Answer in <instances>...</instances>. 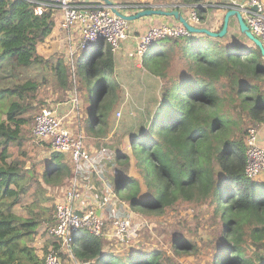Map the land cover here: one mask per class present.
Listing matches in <instances>:
<instances>
[{
	"label": "trees",
	"instance_id": "trees-1",
	"mask_svg": "<svg viewBox=\"0 0 264 264\" xmlns=\"http://www.w3.org/2000/svg\"><path fill=\"white\" fill-rule=\"evenodd\" d=\"M112 1L129 10L147 7L132 0ZM35 8L27 0H0V57H13L23 66L48 65L38 54V45L53 31V10L35 13ZM194 10L201 22L202 9ZM247 41L201 33L168 36L147 48L141 66L160 83L158 103L148 123L131 132L129 143L149 198H141V186L131 176L117 177L113 186L115 194L141 216L160 217L169 208L188 204L209 210L205 213L220 226L210 264H264V181L244 175L247 128L264 125V56ZM98 46L86 59L79 54L74 61L77 90H83L86 98L92 95L86 107V132L96 135L104 132L118 99V86L112 81L115 55L106 43ZM50 70L59 88H71L66 55L51 63ZM46 82L43 78L0 87V101L8 99L5 118L0 120V264H43L28 245L41 216L22 217L13 211L26 193V174L37 178L33 169L8 159L10 146L22 145V129L31 119L40 85ZM66 155H52L41 173L45 182L60 184V176L71 179L73 163L65 161ZM116 159L123 165L130 160L123 151ZM171 245L177 254L196 251L194 241L173 235ZM52 246L57 247L54 242ZM72 252L84 264L92 260L170 264L159 248L107 251L100 238L84 230L72 241Z\"/></svg>",
	"mask_w": 264,
	"mask_h": 264
},
{
	"label": "built area",
	"instance_id": "built-area-1",
	"mask_svg": "<svg viewBox=\"0 0 264 264\" xmlns=\"http://www.w3.org/2000/svg\"><path fill=\"white\" fill-rule=\"evenodd\" d=\"M35 3V13L55 8L61 12L60 28L66 32V64L73 83L72 98L64 117L57 115V108L42 107L37 112L31 131L32 141L46 142L53 151L68 154L73 162L72 176L67 189L55 202L52 222L44 229L53 238L57 247L51 246L43 257V264H62L59 254L68 258L72 264L79 262L72 252V241L79 238L82 230L100 238L103 244L116 246L115 252L124 253L134 249L142 233L149 228L151 221L133 212L126 200L119 198L111 181L106 183V175L100 174L87 147L85 136L77 129L72 132L63 124V118H72L79 125L81 112L77 93L74 56L76 52L84 55L99 42L106 43L115 55L121 43L128 37V22L116 16L109 7L100 2L80 3L75 0H27ZM225 10L240 12L249 31L264 45V4L261 0H225ZM118 10L125 5L116 4ZM187 21L196 26L200 20L193 9ZM72 31L78 32L76 43L72 41ZM190 32L181 24L150 27L142 34L132 51L131 59L141 58L154 42L168 36H189ZM127 97V94H124ZM117 116L120 112L116 113ZM259 127L247 128L245 137L244 175L249 179L264 177V143L259 137ZM102 152L106 149L101 147ZM87 168L91 178L82 179V171ZM80 175V177H79ZM110 180V179H109ZM110 186V187H109ZM125 216L119 217L118 212ZM104 249V248H103ZM88 264H95L94 260Z\"/></svg>",
	"mask_w": 264,
	"mask_h": 264
},
{
	"label": "rangeland",
	"instance_id": "rangeland-1",
	"mask_svg": "<svg viewBox=\"0 0 264 264\" xmlns=\"http://www.w3.org/2000/svg\"><path fill=\"white\" fill-rule=\"evenodd\" d=\"M72 35V41L76 43L78 38L76 37V31H72ZM67 46L66 32L60 28L53 37H48L43 43L38 45V54L48 63V65H45V63L44 67L41 64L36 63L23 66L19 65L13 57H0V87L21 83L26 80H37L41 82L43 78H46L47 81L46 84L40 85L37 99L33 104L34 109L30 113L32 115L31 119L22 129V145H11L9 148L10 154L8 159V161L21 163V166L25 169H33L35 177L37 178V180H33L31 175L28 173L26 174L24 184L26 193L22 195L21 202L13 208V211L22 217H26L30 213L39 217L41 216L42 222L37 229L36 235L33 240L28 243V245L35 250L36 255L41 259L54 242L53 238L47 233V231H45L44 227L52 222L54 204L67 189L69 182L68 185H66L67 180L65 181L64 176H60V184L48 183L43 180L41 173L45 164L51 160L55 151H53L46 142H38V144L33 142L31 138V129L33 119L42 107L51 109L57 108V111L60 112V115L63 117L66 114L67 109H69L74 85L72 83L69 90L63 91L56 84L55 78L52 76L53 74L50 70L51 63H55L57 59L64 57ZM97 47L99 46L96 45V48ZM78 55L79 52H76L74 56L75 60ZM84 55L86 59L88 51H86ZM142 59L144 60L145 56H143ZM126 68L128 69L127 76L122 74L118 80L112 78L113 84L118 86V89L116 87L115 90L118 99L115 107L109 114L106 126L103 127L104 132L102 134L99 133V135H96L94 133L88 134L86 132V107L90 105L92 95L87 98L84 97L83 90H77L81 112L79 125H77L73 119L68 117L64 118L63 124L74 132H77V129L79 128V131L85 136L87 144L93 148L91 150V157L94 166L99 173L106 175L107 178L105 181L107 184L108 181H111V187H113L117 177L122 175L131 176L135 178L141 186L143 192L140 195L141 198L147 199L149 198V193H146L147 190L144 185L143 174L139 172L131 154L129 143L131 138L129 137L132 136V131H135L150 120L158 103L159 91H157L158 86L156 84L159 81L150 76L141 67V61L138 58L132 59V62L130 61ZM127 69L124 70V72L127 71ZM69 81L72 82L70 77ZM124 94H127L126 98L124 97ZM1 99H4L0 101V120H3L7 109L5 102H8V99L3 97ZM117 112H120L119 116L116 115ZM101 147H104L106 151L102 152L100 150ZM122 151L128 154L130 158L125 165L119 163L116 159V155ZM69 158L70 156L66 155L65 161L67 163H70V161L72 162L71 158ZM82 175V179L91 178L92 176L91 172H89L86 167L83 169ZM190 205L194 207L192 211L186 208ZM204 209V206L201 205L195 206L188 204L169 208L160 217H156L154 214H142V216L152 222V225L149 227L150 229L146 228L148 231L142 233V239L140 238L138 241L139 243L134 249L137 247H145L153 249L159 248L162 251V247L167 246L169 248L172 247L174 254L182 264H210L214 243L219 239L218 235L220 226L210 214H207L209 210ZM180 210H183V212L187 214L193 213L194 216H192L190 220L186 219V222L179 223L175 226L170 225L171 222H167L170 224H166V228L163 226L158 227L161 217L163 219L166 217L167 219V215H169V213L172 214L171 211ZM183 212L180 211V213ZM180 213L176 214L175 217L180 216ZM164 215L166 216L164 217ZM172 235L178 238L194 241L196 251L188 254L175 253L174 248L171 245ZM110 247L113 252H115L113 248L120 249L116 246ZM162 254L165 257L164 252H162ZM123 255L124 254H122V256ZM61 259L62 264H72L65 256Z\"/></svg>",
	"mask_w": 264,
	"mask_h": 264
},
{
	"label": "crops",
	"instance_id": "crops-1",
	"mask_svg": "<svg viewBox=\"0 0 264 264\" xmlns=\"http://www.w3.org/2000/svg\"><path fill=\"white\" fill-rule=\"evenodd\" d=\"M75 1L80 2V3H95L92 0H75ZM132 1L137 2V3H147V7L163 9L165 11L178 10L185 19L188 18L190 12L197 6V8L202 9L203 19L201 20L200 24L199 23L196 24V27H204L213 32H218L220 30V26L223 24L224 15L227 12V10L222 8L223 5L226 4L225 0H199V2L196 4H192V3L184 4L181 0H132ZM261 2L264 4V0H261ZM141 9L142 8H137L135 10H132V9L129 10L127 8H122L119 11H121L123 14H132ZM53 17H54L55 25H54L53 31L48 37H53L54 34L58 32V30H60L59 26L61 22V12L59 9L57 8L53 9ZM178 24L180 23L173 16H159V15L143 17L135 21L128 22V31H127L128 37L121 43V47L119 51L114 56L115 62H116V67H115L116 80H118L122 74L124 76L128 75V69L126 67L130 61L132 62V59L128 57V53L134 49L138 38L142 34H144L150 27H153V26L178 25ZM76 37H78V32H76ZM224 37L225 39H229V37L230 38L240 37L241 40L248 42L247 39L243 37V35L240 33L235 17H232L229 20L228 32ZM126 69L127 71L124 72V70ZM156 85L158 86L157 91H159L160 83L158 82ZM60 114L61 113L57 111V115L59 117H63ZM258 130H259L260 140L261 142L264 143V125L259 126ZM87 147L91 150L93 149L89 146V144H87ZM256 180L264 181V177H259ZM68 182L69 181L66 182V185H68ZM186 208L192 211L194 207L190 205V206H187ZM180 211L183 212V210H180ZM180 211H171L172 214L168 212L169 215H167L168 216L167 219L165 217L166 215H164L165 217L164 219L161 217L160 222H159L160 224L158 225V227L163 226L164 228H166L167 226L166 224H170L167 222H171L170 225L175 226V225H178L179 223L186 222V219L190 220V218L194 216L193 213H188V214L185 212L180 213ZM121 213L122 212L120 211L118 212V214H121ZM178 213H180V216L175 217L176 214ZM151 225H152V222H151ZM146 231L148 230L145 229L143 233H145ZM109 245L110 244H103V248L107 251H111L112 248ZM113 249L114 251L117 250L115 248ZM162 252H164L165 258L168 259L170 264H182V262L179 259H177L176 255L174 254L172 247L169 248L167 246H163Z\"/></svg>",
	"mask_w": 264,
	"mask_h": 264
},
{
	"label": "water",
	"instance_id": "water-1",
	"mask_svg": "<svg viewBox=\"0 0 264 264\" xmlns=\"http://www.w3.org/2000/svg\"><path fill=\"white\" fill-rule=\"evenodd\" d=\"M92 1L100 2L103 5L109 7L116 16L126 20L127 22H132L137 19H140L143 17H149L153 15L173 16L181 25H183L190 32V34H201L202 33V34H206V35H209L215 38H221L227 34L228 28H229V20L232 17H235L240 33L244 35L248 40L252 41L254 45H256L259 48L261 54L264 56L263 43L249 31L240 12L233 10V9L227 10V12L225 13L224 18H223L222 28L218 32H213L204 27H196V26L191 25L187 21V19H185L181 15V13L178 10L165 11L163 9L145 7L132 14H123L121 11H119L115 7L116 4L112 0H92ZM115 182H116V179H115Z\"/></svg>",
	"mask_w": 264,
	"mask_h": 264
}]
</instances>
